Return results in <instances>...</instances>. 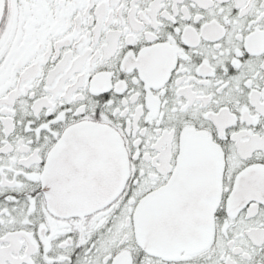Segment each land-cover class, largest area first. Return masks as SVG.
Listing matches in <instances>:
<instances>
[{
	"label": "snow or ice",
	"instance_id": "obj_1",
	"mask_svg": "<svg viewBox=\"0 0 264 264\" xmlns=\"http://www.w3.org/2000/svg\"><path fill=\"white\" fill-rule=\"evenodd\" d=\"M0 264H264V0H0Z\"/></svg>",
	"mask_w": 264,
	"mask_h": 264
}]
</instances>
